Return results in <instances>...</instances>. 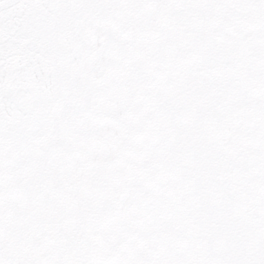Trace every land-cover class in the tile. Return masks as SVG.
I'll list each match as a JSON object with an SVG mask.
<instances>
[{
  "label": "snow or ice",
  "instance_id": "1",
  "mask_svg": "<svg viewBox=\"0 0 264 264\" xmlns=\"http://www.w3.org/2000/svg\"><path fill=\"white\" fill-rule=\"evenodd\" d=\"M0 264H264V0H0Z\"/></svg>",
  "mask_w": 264,
  "mask_h": 264
}]
</instances>
